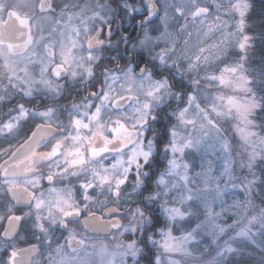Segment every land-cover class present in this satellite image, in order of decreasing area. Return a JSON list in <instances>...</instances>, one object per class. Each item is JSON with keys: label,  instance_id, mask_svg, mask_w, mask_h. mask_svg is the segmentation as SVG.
<instances>
[{"label": "clouds", "instance_id": "9594fccd", "mask_svg": "<svg viewBox=\"0 0 264 264\" xmlns=\"http://www.w3.org/2000/svg\"><path fill=\"white\" fill-rule=\"evenodd\" d=\"M0 264H264V0H0Z\"/></svg>", "mask_w": 264, "mask_h": 264}]
</instances>
